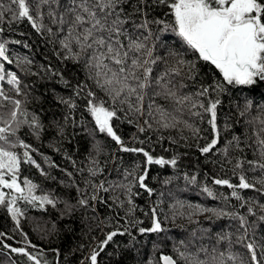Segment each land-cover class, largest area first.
I'll use <instances>...</instances> for the list:
<instances>
[{
    "label": "trees",
    "instance_id": "trees-1",
    "mask_svg": "<svg viewBox=\"0 0 264 264\" xmlns=\"http://www.w3.org/2000/svg\"><path fill=\"white\" fill-rule=\"evenodd\" d=\"M132 2L134 0L125 5L129 11ZM0 3L7 7L9 0H0ZM147 11L148 19H170L162 5ZM42 23L43 27L38 32L26 18L13 21L10 14L5 13L0 21V42L6 44L11 61L0 60V63L4 64L6 72L13 73L20 80L21 93L16 95L12 86L7 84V76L0 81V91L21 100L22 109L30 114L29 119L34 114L39 120L38 134H33L27 125L17 133L19 140L29 145L27 151L35 161V164L21 163L19 182L23 186L22 182L27 178L36 184L35 195H49L55 201V207L47 204L40 207L38 203L34 206L18 200L15 206L23 214L18 217L17 227L7 208L0 206V264H34L27 257L11 252L10 248H25L40 259L41 264H90L92 251H99L98 244L111 232H117V235L99 251L97 264H158L162 255L172 256L177 264H185L175 249L195 253L201 247L208 250L207 254L199 253L201 259L210 260L215 248L225 254L229 251L242 254L250 261L245 245L252 241L264 243V221L259 219L264 213L258 206L264 204V194L254 189L237 188L242 197L237 201L231 195L233 189L216 185L214 180L227 179L238 184V175L233 171L237 159L258 158V153L253 155L257 148L254 133L261 125L253 118L261 115L264 82L243 90L226 86V90L219 93L220 103L216 110L218 143L209 153L200 150L214 136L208 124V114L194 116L185 108L182 115H177L191 124V128L184 123L163 128L155 121H150L152 127L148 128L144 124V120L149 119L147 116L125 117L118 113L120 118L113 121L114 131L126 147L143 148L154 159H176L175 166L149 165L143 153L121 151L115 141L95 129L94 121L86 110L87 88L79 95L76 88L87 84L99 95L102 93L87 79L82 62L64 58L59 38L47 31L51 27L55 33L57 28L51 24L46 9ZM150 27L153 33H157L163 25L152 24ZM144 34L147 35L146 32ZM168 49L180 52L186 61L195 60L190 51L184 52L179 38L170 28L160 34L154 55L166 58ZM165 67L164 61H158V66L153 65L154 74L162 73ZM193 76V79L175 78L177 83H183L182 92L194 94L201 84L207 86L219 78L218 73L203 61L196 62ZM216 98L217 93L212 92L209 97L197 99L207 104ZM246 99L251 100L254 107L242 116L240 110ZM62 101H70L75 107H69ZM158 103L168 107L162 99H158ZM192 111L203 112L202 109ZM141 127L145 128L143 132ZM193 129H199V132ZM234 137L239 138L238 146ZM97 144L101 148L99 152L96 151ZM225 147L228 148L227 154L223 151ZM12 150L23 161L25 149L16 147ZM36 164L40 167L37 168ZM248 167L245 163L244 168ZM90 169L96 170L95 176L90 175ZM240 171L235 170L236 173ZM145 172L144 183L152 190L151 195L139 186L136 179ZM260 174L259 169L248 172L249 182ZM101 183L108 191L98 187ZM93 185L97 187L94 189ZM205 187L211 189L212 196L204 191ZM256 188L260 185L257 184ZM94 193L97 198L92 200ZM81 199H87L88 203L81 205ZM243 201L253 202L251 206L255 215L248 213L247 204L241 207ZM189 205L193 209L196 206L223 209L228 215L217 217L204 211L189 219L192 211ZM153 209L164 231L141 234L140 228L152 225ZM241 215L246 217L249 228L243 241L238 239L244 232L238 219ZM225 235L229 239H219ZM257 255L260 258L259 248Z\"/></svg>",
    "mask_w": 264,
    "mask_h": 264
},
{
    "label": "snow or ice",
    "instance_id": "snow-or-ice-1",
    "mask_svg": "<svg viewBox=\"0 0 264 264\" xmlns=\"http://www.w3.org/2000/svg\"><path fill=\"white\" fill-rule=\"evenodd\" d=\"M129 3L130 0H30V2L9 0L7 7L0 3V21L4 19L5 13L10 14L13 21L26 18L39 32L43 27L44 9L47 10V17L57 28V32L54 33L51 27L47 31L50 35L59 38L61 49L65 52L64 58L76 63L82 62L87 79L93 82L99 93H102L99 95L97 91L85 84L77 86V95L87 88L86 110L94 121L95 129L115 141L121 151L141 152L149 165L175 166V158L154 159L143 148L126 147L121 137L114 131L113 121L120 118L118 113H123L125 117L147 116L149 119H145L144 124L148 128L152 127L150 121H155L163 128L176 127L180 123L191 128V124L182 121L177 115H182L184 109L188 108L194 116L202 117L208 114V124L214 136L200 150L202 153L211 152L218 143L216 110L220 103L219 93L224 92L226 86L243 90L264 82V0H134L130 4V11L125 7ZM161 5L166 9L165 15L170 19L168 21L154 17L148 19L147 9ZM152 24L163 25V27L158 28L157 33H153L150 27ZM169 28L179 38L184 52L190 51L193 54L194 61L184 60L181 53L173 49H168L166 58L163 55H154L160 34ZM145 32L147 35L144 34ZM0 60L9 61L8 50L3 42H0ZM158 61H164L166 67L162 73L154 74L153 65L158 66ZM198 61L211 66L212 70L218 73L219 78L210 81L207 86L201 84L200 89L194 94L184 93L181 91L184 87L183 83H177L175 78L193 79ZM6 76L7 84L12 86L16 95H20V80L13 73L6 72L4 64L0 63V81H4ZM212 92L217 93V98L210 99L207 104L197 99L209 97ZM158 99L166 101L168 107L158 103ZM4 101H7V104ZM62 102L67 103L69 107H75V104L70 101ZM9 105L11 107H8ZM253 107V102L246 99L240 115L243 116L252 111ZM5 108L8 110L4 111ZM193 109H202L203 112L192 111ZM260 112V116L253 118L261 125L254 133L257 148L254 149L253 155L256 156L258 153V158L237 159L233 171L238 175V184L230 183L227 179L214 180L216 185L233 189L231 195L237 201L242 200L236 191L237 188L254 189L264 194V118H262L264 105L260 106ZM29 115L22 109L21 100L0 91V206L7 208L17 227H19L18 217L23 214L21 209L15 206L18 200H24L34 206L38 203L40 207L46 204L55 207V201L49 195H35L38 187L36 184L27 178L23 180V186L19 182L21 163L35 164V161L27 151L29 145L20 141L17 133L24 125H27L33 134H38L41 127L38 118L33 114L29 119ZM144 130V127L140 128V131ZM193 131L198 133L199 129H193ZM13 137L16 139L13 140ZM233 139L238 146L239 138ZM16 147L25 149L23 161L12 150ZM100 150V145L97 144L96 151ZM223 151L227 154L228 148L225 147ZM245 163L249 165L247 169L244 168ZM36 167L40 166L36 164ZM236 169L241 171L236 173ZM257 169L261 174L259 177H253V182L250 183L247 173L256 172ZM89 172L92 176L96 175L95 169H90ZM146 175L145 172L136 179L139 186L145 188L151 195L152 190L144 183ZM192 180L195 181V177ZM257 184L260 188H256ZM96 187L93 185L94 189ZM98 187L108 191L103 183ZM4 189L9 191L6 193ZM129 191H131L130 188ZM204 191L209 196L213 195L211 189L207 187ZM96 198L94 193L91 199ZM79 203L86 205L88 200L81 199ZM252 203V201H243L241 207L247 204L248 213L255 215ZM258 206L264 213V204ZM188 207L192 209L188 215L189 219L192 215L204 211L212 212L217 217L228 215L223 209H202L199 206L193 209L191 205ZM175 214L176 212L174 216ZM179 214L184 215L183 212ZM238 219L240 227L244 229L238 239L243 241L249 231L247 219L242 215ZM259 219L264 221V215H261ZM162 231L164 229L153 209L151 227L140 228L139 232L143 234ZM116 235L117 232L107 234L97 246L99 251H102ZM219 239L226 240L229 237L225 235ZM5 247L10 246L5 245ZM245 247L250 255V261L242 254L230 251L225 254L223 251L217 252L215 248L210 260L201 259L199 256L200 252L207 254L208 250L204 247L195 253L181 251L179 248L175 251L185 264H262L264 243L257 244L252 241ZM257 248L260 250V258L257 255ZM10 251L27 257V260L34 264H41V260L25 248H10ZM99 251L96 249L92 251L89 257L90 264H97ZM158 264H177V260L172 256L162 255Z\"/></svg>",
    "mask_w": 264,
    "mask_h": 264
},
{
    "label": "rangeland",
    "instance_id": "rangeland-1",
    "mask_svg": "<svg viewBox=\"0 0 264 264\" xmlns=\"http://www.w3.org/2000/svg\"><path fill=\"white\" fill-rule=\"evenodd\" d=\"M4 191L7 193L9 190L8 189H4Z\"/></svg>",
    "mask_w": 264,
    "mask_h": 264
},
{
    "label": "water",
    "instance_id": "water-1",
    "mask_svg": "<svg viewBox=\"0 0 264 264\" xmlns=\"http://www.w3.org/2000/svg\"><path fill=\"white\" fill-rule=\"evenodd\" d=\"M169 256V255H168Z\"/></svg>",
    "mask_w": 264,
    "mask_h": 264
}]
</instances>
